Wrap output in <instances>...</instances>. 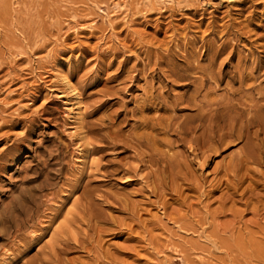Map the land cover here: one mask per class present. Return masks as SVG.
Returning a JSON list of instances; mask_svg holds the SVG:
<instances>
[{
	"label": "rangeland",
	"instance_id": "374dc122",
	"mask_svg": "<svg viewBox=\"0 0 264 264\" xmlns=\"http://www.w3.org/2000/svg\"><path fill=\"white\" fill-rule=\"evenodd\" d=\"M213 55V70L243 61L264 89V0H0V264H264V154L244 166L242 143L227 148L193 166L197 184L176 178L154 195L157 167L131 147L156 64L205 67ZM226 82L212 99L227 98ZM182 84L165 86L169 100Z\"/></svg>",
	"mask_w": 264,
	"mask_h": 264
},
{
	"label": "bare ground",
	"instance_id": "6f19581e",
	"mask_svg": "<svg viewBox=\"0 0 264 264\" xmlns=\"http://www.w3.org/2000/svg\"><path fill=\"white\" fill-rule=\"evenodd\" d=\"M227 49L229 48L227 47ZM216 61H217V58L215 55H213L212 57H209V62H208L209 65L205 67H202L199 62L187 61V63L181 69L179 68V66L176 65L177 63H175L174 66L171 65L170 63H166L167 70L162 69V66L165 65L166 61L164 62L161 61V63L157 62L158 64L154 63L157 65V67L158 65L161 66L160 74L162 75H159L158 82L160 83V87H158L159 89H157L158 94L157 96L149 95L150 97L145 99L144 104H142V106L138 109V111H136V114L139 113L141 115V117L138 119L139 120L138 124L136 125H138V127H141L143 129V132L135 133L132 136L129 135L131 138V144L133 143L131 147H133L132 149L134 150L135 158H138L141 162L147 158L148 159L147 161L149 162L151 166L153 165V168L157 167L155 169H152V171L154 170L155 172L152 173L151 171H149L151 172V178H153L152 183L148 182L149 185L146 183L147 184L146 186H148L147 188L149 190L151 189L150 191L153 190L154 195L155 193H157L155 191H158L159 189L175 190L176 188H179L178 187L179 185L178 186L176 185L178 184L177 181L180 182V179L184 180V183H185V179L187 180V178L191 177V180L196 182L199 178L197 180H195V178L194 179L192 178L194 174L196 175L195 173L196 169H194L193 166L196 168L198 166L199 168L203 169L204 167H207L209 165V163L213 160L214 157L218 156L220 153H223L225 150H227V148L230 149L232 147H236L237 145L241 143L243 145V149L242 148L241 149L244 150V152H242L241 154L243 155V160L239 159L240 162L241 163L244 162L247 164L248 163H251V164L258 163L259 165H261L260 162L262 161L263 159L262 156L264 154L262 140L260 139V136L264 130V89L261 88V85H262L261 82L263 81H260L259 86L257 87L254 86V84H256L259 78H261L262 76L258 77L256 75V77H254L253 72L248 73L246 70L242 69V67L245 65L243 61H238L236 64H233L231 61L227 63V67L235 69L234 70L235 72H230V70L227 72H224V70H222L223 64H221V67L216 72L212 68V65H215ZM246 65H247V62H246ZM261 67L262 65L256 66V72H258ZM182 70L183 72L181 73L180 71ZM226 79H227V82H226L225 93L228 95L227 98L224 100L223 99L216 100V98L212 99L211 98L212 93L209 92V90L213 89V92H214V90L220 89L221 85L225 82ZM63 80L65 82L66 88L68 89V92H69L68 94L71 96L70 99H72V102H73L72 108H71V115L73 116L74 120H77V122L79 121L80 123H82L83 108L79 100L80 96H78L75 93L76 89L72 86V83L70 80L68 79H63ZM154 81L152 80V82ZM179 81L181 82L184 81V84L180 85L183 92L173 94L171 91H169L168 93L172 94L171 100H169L170 97H168L166 95V92H164L165 86H167L168 88L169 84H172V83L175 84ZM250 82H252V84ZM234 84L235 85L239 84V87L236 90H234L232 87V85ZM211 85H214V87H212ZM151 90H155V89H151ZM222 90L224 91V89ZM255 90L257 92L258 97L254 98L252 92H254ZM161 110L165 111V114L160 115L159 111ZM151 111H155L156 116H151V117L146 116L145 113L151 112ZM186 111H190L193 114L191 115L184 114L182 116H177L178 112H186ZM166 113H169V114H166ZM155 131L160 132L161 134L163 133L164 136L165 135L173 136L175 138L174 142H172L171 140H166V143H165L164 139L166 137L161 140L158 139V133L155 134ZM82 135L83 134H81V136ZM81 139H82L81 141H84V145L91 146V143H89V141L87 142V136H86V140H85V136H82ZM174 144H177L178 147H183L184 150L185 149L189 150V152L186 150H185L186 152L181 150L180 151L181 153L178 152L180 154L176 152L175 154L173 153L171 155L170 154L172 153L171 149H168L166 151L161 148L164 146L173 147ZM145 149H147L148 151L146 152ZM143 150H145V152H143ZM87 152H90V151L87 150ZM263 164L261 166H263ZM155 165H161V166L158 167ZM238 165L235 166V168L240 166ZM147 166L149 167V165ZM137 167L138 166H136L135 169L131 167V170L129 167V170H126L125 174L127 175L128 173H130V171H132L133 173V171L138 172V170H141L140 168L137 169ZM139 167H140V163H139ZM229 167H228V170L230 169ZM243 168L244 167H242L241 169ZM241 169L239 170V172L241 171ZM228 170H226V174ZM232 170H233V166H232ZM246 170L247 171L249 170L248 167ZM149 172L147 173L148 175H150ZM229 173H232V171ZM236 174L238 175V173ZM136 175H139V174H136ZM128 176L125 179H128ZM225 176L227 177V175ZM234 177H237V176H234ZM132 178L133 177L129 178L128 180ZM146 178L148 179L149 176H146ZM176 178H180V179L176 180ZM228 181L231 182L229 178H228ZM241 181H242V178H241ZM150 183L153 186V188L152 186H150ZM197 183L198 181L196 182V184ZM185 184L186 185L189 184L188 186H190V184H193V182L188 183L187 181ZM199 184L197 186H199ZM230 184L227 186H230ZM194 185L191 187H194ZM181 189L182 188H180V191L177 189L179 191V193L177 192V194L180 195ZM163 191H160V193H162ZM165 206H163V210L167 209ZM73 223H76V222H73ZM177 224L178 223L176 222V225ZM189 224H190L189 226H191V232L192 231L195 232L197 229L194 231L193 229L194 226H192L190 222ZM67 225L68 227L73 226L71 221H68ZM183 225H185L186 227L188 226V223L187 225L183 223ZM180 229L181 231L183 230L182 228ZM189 230H185V231L187 232Z\"/></svg>",
	"mask_w": 264,
	"mask_h": 264
}]
</instances>
